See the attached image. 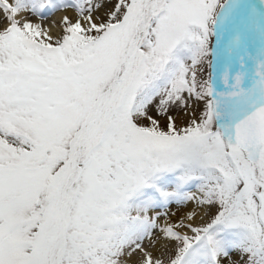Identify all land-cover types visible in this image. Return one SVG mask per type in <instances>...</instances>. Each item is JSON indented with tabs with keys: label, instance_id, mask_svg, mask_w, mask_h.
Segmentation results:
<instances>
[{
	"label": "snow or ice",
	"instance_id": "6c2138e0",
	"mask_svg": "<svg viewBox=\"0 0 264 264\" xmlns=\"http://www.w3.org/2000/svg\"><path fill=\"white\" fill-rule=\"evenodd\" d=\"M0 264H264V0H0Z\"/></svg>",
	"mask_w": 264,
	"mask_h": 264
}]
</instances>
